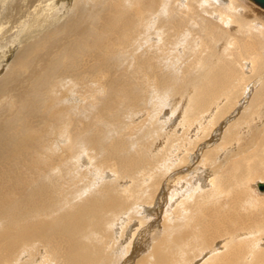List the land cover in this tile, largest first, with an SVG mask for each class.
I'll return each instance as SVG.
<instances>
[{
    "label": "bare ground",
    "instance_id": "6f19581e",
    "mask_svg": "<svg viewBox=\"0 0 264 264\" xmlns=\"http://www.w3.org/2000/svg\"><path fill=\"white\" fill-rule=\"evenodd\" d=\"M45 2H2L3 22L22 12L28 35L0 69V218L37 196L49 205L20 227L0 219V264H43L13 256L50 228L66 264H177L186 236L201 241L186 264H264V21L238 0H75L54 20ZM139 172L146 203L163 187L172 204L169 229L147 208L118 244L125 206L144 199Z\"/></svg>",
    "mask_w": 264,
    "mask_h": 264
},
{
    "label": "rangeland",
    "instance_id": "374dc122",
    "mask_svg": "<svg viewBox=\"0 0 264 264\" xmlns=\"http://www.w3.org/2000/svg\"><path fill=\"white\" fill-rule=\"evenodd\" d=\"M74 1L75 0H46L44 5L45 6L47 5L46 8L49 7V10L46 13L44 12V14H47V16L49 15L48 19H52V20L57 19V18H64L66 15L64 13H68L69 10H67V8L69 7V9H71ZM238 1L242 4H244L245 6H247L248 8H250L251 10H253L255 12V14L257 16H259V18L261 20L264 21L262 13L259 12V11H261L258 9L259 7L255 6L251 2H250V4H248V3H246L247 1H242V0H238ZM2 2L4 3V0H0V69L2 67H4L2 70V72H3L4 70H6L7 64L10 62V60L12 61V58H13L15 52L20 47L19 45L22 42V39H24L23 37L25 35H28V33L26 32L27 27H23L24 22H25L24 20H27V18L23 17L22 12H19V11H18V13L16 12L15 18L17 21H15V23L11 24L9 22L10 24H8V23L3 22L2 18L4 16L3 14L5 12H3L2 13L3 16H1V12H2V10H4V7L2 6V4H3ZM21 6L23 7L24 5H21ZM21 6L19 5L18 7H21ZM61 7H65V9L63 8L62 12H60ZM50 13L51 14L53 13V15H51ZM21 18L23 20L22 22H21ZM18 20H19V22H18ZM14 36H15V38H13ZM14 46L16 49L14 48ZM6 60H8L7 63H6ZM2 72L0 71V77H1ZM156 91H157V88H156ZM156 94H158V91ZM122 103H123V108H125L127 106L126 101L123 100ZM156 145L158 146V144H156ZM172 154L173 153H171V155ZM30 165H32V164H30L28 161H23L21 163V165L19 166L23 172L22 180H23V178L28 177V176L33 174V171L31 169ZM223 171H224V168L220 169V173H222ZM142 175H143V173H142ZM142 175L139 172L138 175H136V176L141 177L139 191H140V194L143 196L144 199L143 200L135 199L134 201H132L130 194L127 193V197L130 196V197H128V200L132 201L131 202L132 205L125 206V207L131 213V219L133 220V222L130 226H128L126 228L124 233L122 231H118L116 233L114 230L113 240H115V242L118 244H120V242L125 240L121 237L122 234H124V236H129V232H131L133 229L137 228V224L141 223V221H140L141 219H144L145 223L147 222L148 210L144 211L145 209H147V208L153 209L154 208L153 212L151 213L152 218H150V219L157 220V221H159V223L161 221L162 213L164 210H166V212H169V213L174 211L173 208L169 207L172 205L171 203L164 208L163 203L160 202L161 198H158L162 193L163 187L161 188V193L157 195V197L155 198V200L152 204L146 203L145 199L148 196L149 191H150L149 184H150L151 180L150 179L149 180L148 179L142 180ZM81 179H83L84 181L82 182ZM86 181L87 180H85V178H80L78 187L79 188L81 187V189H83L84 183ZM174 182H177V181H174ZM21 184H24L23 181H21ZM125 184L127 186H129V185H131V181L128 180ZM181 184H182V182H178L176 184L170 185L171 188H170V191L168 192L169 195H172V193L175 191L176 188H178L179 186L181 187ZM23 186L26 187L25 184ZM86 188L87 187H85L82 192L86 191ZM255 191L257 194H259L258 193L259 191L257 190V188H255ZM189 193H192V191L189 190ZM77 194H79V193H77ZM48 203L49 202L47 201V199L45 198L44 195L43 196H37L33 200L29 201L28 203L22 202L21 206L14 205L12 208H10L8 211L5 212V215H1L0 219L2 220V222H5V223H10V221H11L13 225L20 227L22 225L21 224L22 218L25 216L31 215L33 207L38 213H40L41 211H44L48 208V205H49ZM44 204H48V205L43 206ZM124 204L127 205V203H124ZM52 206H55L54 202L52 203ZM66 206L67 205H65V207L63 206L62 210L65 209V211L67 212L69 209H71V206H69V207H66ZM120 209L118 208V211ZM7 212H8V215H7ZM114 213L116 214V212H114ZM56 215H57V213L54 216H56ZM29 217H31V216H29ZM39 218H40V220L45 221L47 217L41 216ZM39 218H36V219H39ZM165 219L170 220L172 223H174L176 220V217L175 216H172V217L168 216V218H165ZM48 220L51 223L49 225L50 227H52V224H54L52 222L57 223L60 221V219H55V220L52 219L51 220L50 218H48ZM129 222L130 221L127 219L126 220L121 219V221L115 226V228L119 224H123V227H124V226L128 225ZM23 225L26 226L27 224H23ZM169 225L170 224H166V223H163L161 221V226L164 228L165 231H167L169 229ZM41 231L42 232L37 233V237L31 238L24 245L19 246L17 248V250L14 252L15 254L13 256L14 260H17L19 256H22V254L25 253L26 256H30V254H31L32 259H34V257L37 255L39 261L42 262L43 264H66L67 258H66L64 251L61 248H57L55 246L56 243H59L58 239H57L58 234L56 232H54L52 230V228H50L47 231H43V230H41ZM95 233H96V231H94L93 227H90V225H89L85 229L83 227H79V232H77V234L75 236L77 238L81 239V241H84V240H86V238H88V239L91 238V236H93V234H95ZM163 234H164V231L157 233V240L158 241L162 238ZM172 236H173V239H175L173 234H172ZM196 238H198V237L197 236H195V237L186 236L183 239L182 242L185 243V247L183 245V246H181V249L179 247V248H177V250L174 251L175 258H173V261L175 263L186 264L190 258H192V257H194L200 253V252H198V247H199L201 241L199 239H196ZM110 244L112 246V241L109 244L107 243V245H108L107 248L109 247ZM180 245H181V243H180ZM152 248H153V246H152ZM110 250H111V248L109 249V251ZM150 250L151 249L146 248L145 246H142L140 248L141 254L139 255V258H142L144 260L145 259L149 260V258H153V256H149ZM191 252L192 253L198 252V253L190 256L192 254ZM26 258H28V257H25V259ZM153 259L155 260V262H158L157 260H159V258H158L156 253H155ZM44 260L46 262H44ZM39 261L37 260L36 263H39ZM137 261L140 262L141 264H143L141 259H137ZM16 264H18V262Z\"/></svg>",
    "mask_w": 264,
    "mask_h": 264
},
{
    "label": "water",
    "instance_id": "95a60500",
    "mask_svg": "<svg viewBox=\"0 0 264 264\" xmlns=\"http://www.w3.org/2000/svg\"><path fill=\"white\" fill-rule=\"evenodd\" d=\"M248 1L264 11V0H248ZM257 187L261 190H264V184L260 182L257 184Z\"/></svg>",
    "mask_w": 264,
    "mask_h": 264
}]
</instances>
